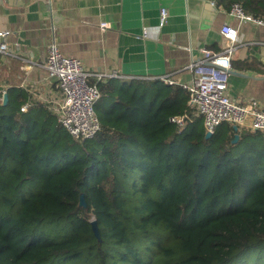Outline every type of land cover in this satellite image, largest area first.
<instances>
[{"label":"trees","instance_id":"trees-1","mask_svg":"<svg viewBox=\"0 0 264 264\" xmlns=\"http://www.w3.org/2000/svg\"><path fill=\"white\" fill-rule=\"evenodd\" d=\"M98 86L82 142L0 93V264H225L264 244L263 132L177 126L188 92L161 79Z\"/></svg>","mask_w":264,"mask_h":264},{"label":"crops","instance_id":"crops-1","mask_svg":"<svg viewBox=\"0 0 264 264\" xmlns=\"http://www.w3.org/2000/svg\"><path fill=\"white\" fill-rule=\"evenodd\" d=\"M247 1L12 0L1 4L0 30L10 31V54L0 53V93L16 101L20 91L27 98L22 106L29 104L32 112L46 110L48 124L54 128L59 122L52 106L61 93L43 66L51 42L64 55L83 62L92 84L109 79L99 81L96 73L117 74L113 78L125 80L168 76L180 84L193 78L190 64L202 59L203 49H224L227 40L221 29L228 24L239 31L230 96L241 103L258 100L264 108V26L230 13L234 3ZM162 7L168 9L169 18L161 27ZM245 8L253 16L263 15L264 0H252Z\"/></svg>","mask_w":264,"mask_h":264},{"label":"built area","instance_id":"built-area-1","mask_svg":"<svg viewBox=\"0 0 264 264\" xmlns=\"http://www.w3.org/2000/svg\"><path fill=\"white\" fill-rule=\"evenodd\" d=\"M231 15L241 21L264 26V18L253 16L243 6L234 3ZM169 18V11L162 7L160 26ZM221 33L227 40L223 50L215 52L202 50V59L190 64L193 78L189 82L178 83L168 76L161 80L169 85H178L188 92L189 109L183 114L170 117V121L179 127H186L195 118H201L206 133L214 134L223 124L237 126L238 130H251L264 133V108L258 100L239 102L229 93V76L232 70V54L239 40V31L228 24L223 25ZM8 30H0V53L10 54L7 37ZM47 57L43 66L50 78L57 81L61 97L55 101L52 111L60 125L76 141L92 139L101 129L96 104L101 97L97 83H90L83 62L75 57L64 55L55 41L48 45ZM99 81L118 77L117 74H94ZM50 102V100H46ZM22 111L29 109V104L22 106Z\"/></svg>","mask_w":264,"mask_h":264},{"label":"rangeland","instance_id":"rangeland-1","mask_svg":"<svg viewBox=\"0 0 264 264\" xmlns=\"http://www.w3.org/2000/svg\"><path fill=\"white\" fill-rule=\"evenodd\" d=\"M225 264H264V244L244 251Z\"/></svg>","mask_w":264,"mask_h":264},{"label":"water","instance_id":"water-1","mask_svg":"<svg viewBox=\"0 0 264 264\" xmlns=\"http://www.w3.org/2000/svg\"><path fill=\"white\" fill-rule=\"evenodd\" d=\"M11 1H12V0H0V5H1V4H4V3H11ZM54 17H55V14H54ZM7 100H8V95H7V94H4V103H6ZM233 127H234L235 131H238V127H237V126H233ZM211 136H212L211 133H209V132L206 133V138H209V137H211ZM239 138H240V135H239V134H236V135H235V138H234V140H233V143L237 142V141L239 140ZM80 205H81V206H84V207L87 206V202H86V200H85V196H84L83 193L80 195ZM91 225H92V229H93V232H94L95 236H96L99 240H101L100 230H99V226H98V222H97V220H96V219H93V220L91 221Z\"/></svg>","mask_w":264,"mask_h":264}]
</instances>
